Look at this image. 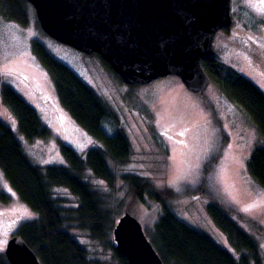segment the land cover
I'll list each match as a JSON object with an SVG mask.
<instances>
[{"label":"rangeland","instance_id":"rangeland-1","mask_svg":"<svg viewBox=\"0 0 264 264\" xmlns=\"http://www.w3.org/2000/svg\"><path fill=\"white\" fill-rule=\"evenodd\" d=\"M27 14L26 27L0 15L2 85L12 88L38 113L48 126L50 136L28 141L1 102L0 119L11 128L31 163L39 167L65 166L60 142L80 155L90 148L102 149L61 108L49 76L32 54L31 42L36 40L83 80L112 111L117 124L105 121L106 133L113 134L116 126L126 134L131 156L117 170L118 176H139L160 190L174 191L179 198L167 200L170 210L181 221L233 252L238 260L241 254L231 249L226 236L206 211L210 203H219L230 212L235 224L256 242L264 264V190L247 171L252 150L262 145L263 140L242 109L213 83L203 94L189 91L175 76L150 85L128 86L95 54L85 55L48 37L41 30L32 6H28ZM230 14L229 32L222 30L215 37L216 60L264 93V0H230ZM86 173V182L101 193L104 206L115 213L120 211L122 208L117 203L124 196L121 178L114 193L106 182ZM0 188L12 192L1 170ZM53 192L64 206L76 208V199L66 189L57 188ZM160 211V203L153 199L134 206L132 215L148 237ZM34 216L15 195L10 204H0V252L5 251L19 223L31 221ZM72 233L91 259L118 264L111 247L112 236L94 240L86 231L72 229Z\"/></svg>","mask_w":264,"mask_h":264},{"label":"trees","instance_id":"trees-1","mask_svg":"<svg viewBox=\"0 0 264 264\" xmlns=\"http://www.w3.org/2000/svg\"><path fill=\"white\" fill-rule=\"evenodd\" d=\"M28 6L31 7L26 0H0V15L9 22L26 27L29 24ZM31 51L49 76L61 108L79 128L102 145V149L90 148L80 155L60 142L59 148L66 165L39 167L31 163L11 128L0 119V170L12 191L7 193L0 188V204H10L15 195L35 214L31 221L19 223L12 237L19 236L41 264H103L89 257L87 249L78 241L72 229L86 231L94 240H106L112 236L118 218L126 211L133 214L134 206L145 204L146 199L160 203L161 211L153 231L149 237L146 236L163 264L263 263L256 242L235 224L229 216L230 212L219 203H210L206 211L216 228L226 236L231 249L241 254L238 260L233 252L187 225L170 210L167 200L179 198L174 191L167 188L160 190L139 176H118L119 167L130 160L131 146L121 128L115 126L113 134L106 133L103 126L105 121L117 124L112 111L70 68L54 58L42 43L33 40ZM96 56L113 72L100 56ZM201 65L211 83L242 109L263 140L262 145L252 150L247 171L264 190V93L216 58L202 59ZM0 102L14 116L19 132L28 141L50 136L48 126L38 113L12 88L2 86ZM86 172L106 182L114 193L118 178H121L124 196L117 203L122 208L120 211L115 213L112 208L104 206L101 193L86 182ZM57 188L66 189L76 199V208L66 207L61 199L54 197L53 190ZM203 188L201 185L199 189ZM111 247L118 264H129L115 251L114 244ZM0 264H9L4 252H0Z\"/></svg>","mask_w":264,"mask_h":264},{"label":"water","instance_id":"water-1","mask_svg":"<svg viewBox=\"0 0 264 264\" xmlns=\"http://www.w3.org/2000/svg\"><path fill=\"white\" fill-rule=\"evenodd\" d=\"M41 30L85 55L100 56L128 86L178 77L203 94L211 79L202 59L216 58L218 32L232 25L230 0H26ZM0 71V98L2 92ZM129 264H163L135 216L126 211L112 232ZM9 264H41L19 237L6 244Z\"/></svg>","mask_w":264,"mask_h":264},{"label":"flooded vegetation","instance_id":"flooded-vegetation-1","mask_svg":"<svg viewBox=\"0 0 264 264\" xmlns=\"http://www.w3.org/2000/svg\"><path fill=\"white\" fill-rule=\"evenodd\" d=\"M226 32H229V29H227V31Z\"/></svg>","mask_w":264,"mask_h":264}]
</instances>
